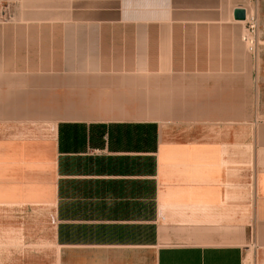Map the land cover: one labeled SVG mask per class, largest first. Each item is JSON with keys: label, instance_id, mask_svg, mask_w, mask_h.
I'll use <instances>...</instances> for the list:
<instances>
[{"label": "crops", "instance_id": "0c3cea01", "mask_svg": "<svg viewBox=\"0 0 264 264\" xmlns=\"http://www.w3.org/2000/svg\"><path fill=\"white\" fill-rule=\"evenodd\" d=\"M238 7L0 0V264H264Z\"/></svg>", "mask_w": 264, "mask_h": 264}, {"label": "rangeland", "instance_id": "374dc122", "mask_svg": "<svg viewBox=\"0 0 264 264\" xmlns=\"http://www.w3.org/2000/svg\"><path fill=\"white\" fill-rule=\"evenodd\" d=\"M255 9L253 10V12ZM264 11V9H263ZM260 36L256 39V52L249 53V70L246 71L247 87V126L249 176L254 175L256 151L254 144H261L259 132L264 128V12L258 15ZM255 50V49H254ZM244 74V73H243ZM154 81V78L152 79Z\"/></svg>", "mask_w": 264, "mask_h": 264}, {"label": "built area", "instance_id": "2783aa9c", "mask_svg": "<svg viewBox=\"0 0 264 264\" xmlns=\"http://www.w3.org/2000/svg\"><path fill=\"white\" fill-rule=\"evenodd\" d=\"M247 30L243 36V40L248 43L251 51H254L256 46V31L258 24V16L255 12L247 13ZM242 264H254L250 258H245Z\"/></svg>", "mask_w": 264, "mask_h": 264}, {"label": "water", "instance_id": "95a60500", "mask_svg": "<svg viewBox=\"0 0 264 264\" xmlns=\"http://www.w3.org/2000/svg\"><path fill=\"white\" fill-rule=\"evenodd\" d=\"M247 12L245 8L238 7L234 11V17L236 20H246Z\"/></svg>", "mask_w": 264, "mask_h": 264}]
</instances>
